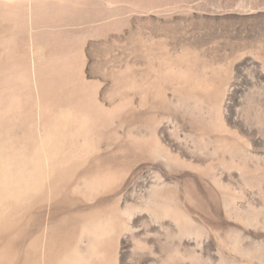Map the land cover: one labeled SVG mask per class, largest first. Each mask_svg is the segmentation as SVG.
Listing matches in <instances>:
<instances>
[{
    "label": "rangeland",
    "instance_id": "1",
    "mask_svg": "<svg viewBox=\"0 0 264 264\" xmlns=\"http://www.w3.org/2000/svg\"><path fill=\"white\" fill-rule=\"evenodd\" d=\"M0 264H264V0H0Z\"/></svg>",
    "mask_w": 264,
    "mask_h": 264
}]
</instances>
